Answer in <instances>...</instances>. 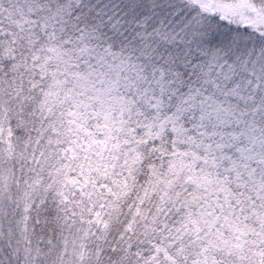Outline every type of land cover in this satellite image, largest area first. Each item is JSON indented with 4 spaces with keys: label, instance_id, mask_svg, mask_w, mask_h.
Instances as JSON below:
<instances>
[{
    "label": "snow or ice",
    "instance_id": "1",
    "mask_svg": "<svg viewBox=\"0 0 264 264\" xmlns=\"http://www.w3.org/2000/svg\"><path fill=\"white\" fill-rule=\"evenodd\" d=\"M0 264H264V0H0Z\"/></svg>",
    "mask_w": 264,
    "mask_h": 264
}]
</instances>
